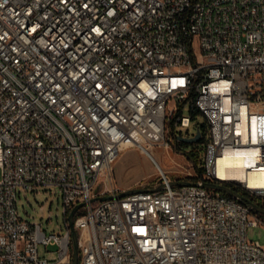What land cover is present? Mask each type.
Wrapping results in <instances>:
<instances>
[{
    "label": "built area",
    "instance_id": "obj_1",
    "mask_svg": "<svg viewBox=\"0 0 264 264\" xmlns=\"http://www.w3.org/2000/svg\"><path fill=\"white\" fill-rule=\"evenodd\" d=\"M198 115L191 180L121 195V151L155 159ZM239 149L264 178V0H0V264H71L81 203L78 264H264V184L218 175ZM38 186L58 188L62 233L20 217Z\"/></svg>",
    "mask_w": 264,
    "mask_h": 264
},
{
    "label": "rangeland",
    "instance_id": "obj_2",
    "mask_svg": "<svg viewBox=\"0 0 264 264\" xmlns=\"http://www.w3.org/2000/svg\"><path fill=\"white\" fill-rule=\"evenodd\" d=\"M175 105V103L173 104ZM185 114H189L188 108L184 110ZM204 117L198 115L191 123V126L184 128L178 126L176 128L177 136L192 137L197 133V126L204 125ZM177 144V146H176ZM204 139L198 142H183L179 141L171 144L170 148H155L156 160L161 167L152 160L149 156L140 151L137 147H129L121 151L118 159L114 164V173L117 185L119 181L125 182L127 185L136 188H153L162 172L172 179H185L191 180L190 173L194 172V164L190 159L183 156L184 154L194 155L196 165L200 168L204 161ZM135 150L142 157L148 159H121L124 152ZM152 151V149H151ZM226 186L232 188L245 197H252L240 186L235 183H228ZM17 206L19 215L22 219L30 223H39L42 229L48 233L57 232L62 233L64 226V203L62 196L57 187L51 186H38L34 191H21L18 192ZM79 210L77 214L80 212ZM264 217V214H261ZM249 237L254 240H259L264 244V228L254 227L249 229ZM57 246H39V253L41 257H50L55 260L58 258L56 252ZM66 264V263H64ZM72 264V261H71Z\"/></svg>",
    "mask_w": 264,
    "mask_h": 264
},
{
    "label": "bare ground",
    "instance_id": "obj_3",
    "mask_svg": "<svg viewBox=\"0 0 264 264\" xmlns=\"http://www.w3.org/2000/svg\"><path fill=\"white\" fill-rule=\"evenodd\" d=\"M245 150H233L226 152V154L218 160V175L223 179H235L238 181H245L249 187H258L257 185L264 184L263 173L254 168V160L248 159L245 155ZM158 167L162 166L156 159H152ZM250 168V169H249ZM66 263L62 261L61 264Z\"/></svg>",
    "mask_w": 264,
    "mask_h": 264
},
{
    "label": "water",
    "instance_id": "obj_4",
    "mask_svg": "<svg viewBox=\"0 0 264 264\" xmlns=\"http://www.w3.org/2000/svg\"><path fill=\"white\" fill-rule=\"evenodd\" d=\"M200 137H201V133L198 132L195 137H189V138L188 137H180V140L183 142H198V141H200ZM172 184L173 185H190V184H192V182H190V181H173ZM204 186L219 189V190H222V191L229 193L231 195L245 198L242 194L238 193L237 191L233 190L232 188H230L226 185L205 183ZM138 191H139L138 189H130V190L123 192L121 195L134 193V192H138ZM107 198H110V196L100 197V199H107ZM82 205H83L82 203L77 205L69 214V221L71 224L72 239H73V261H72V264H78L79 263V250H80V248H79L78 233H77V231L75 229V225H74V215H75V212ZM253 206L258 213L264 214V208L263 207L255 204V203H253Z\"/></svg>",
    "mask_w": 264,
    "mask_h": 264
},
{
    "label": "crops",
    "instance_id": "obj_5",
    "mask_svg": "<svg viewBox=\"0 0 264 264\" xmlns=\"http://www.w3.org/2000/svg\"><path fill=\"white\" fill-rule=\"evenodd\" d=\"M153 156L154 158L156 159V156H155V151H153ZM142 156L140 155V153H138L137 151L135 150H129V151H126L122 154L121 156V159H136V158H141ZM143 159H148L146 157H142ZM150 159V158H149ZM118 187L123 190V191H127V190H130V189H133L132 186L130 185H127L125 182H123L122 180L119 181V184H118Z\"/></svg>",
    "mask_w": 264,
    "mask_h": 264
},
{
    "label": "trees",
    "instance_id": "obj_6",
    "mask_svg": "<svg viewBox=\"0 0 264 264\" xmlns=\"http://www.w3.org/2000/svg\"><path fill=\"white\" fill-rule=\"evenodd\" d=\"M178 113L180 115L182 113V110H180ZM188 158L192 161V163L194 164V166L197 167V165H196V159H195L194 155L188 154Z\"/></svg>",
    "mask_w": 264,
    "mask_h": 264
}]
</instances>
